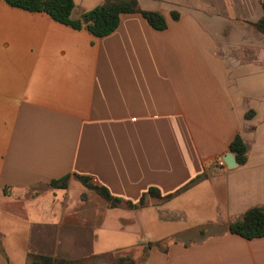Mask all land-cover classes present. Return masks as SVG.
Returning a JSON list of instances; mask_svg holds the SVG:
<instances>
[{
	"label": "crops",
	"instance_id": "1",
	"mask_svg": "<svg viewBox=\"0 0 264 264\" xmlns=\"http://www.w3.org/2000/svg\"><path fill=\"white\" fill-rule=\"evenodd\" d=\"M103 2L75 0L73 18ZM139 4L167 28L124 14L96 38L0 0V264H120L86 249L91 233L124 229L140 236L125 249L153 246L123 264H264V237L229 230L264 207L261 0ZM237 135L247 163L221 167ZM67 175V189L49 187ZM76 176L135 204L150 188L176 195L111 209L84 200ZM39 186L45 195L27 194Z\"/></svg>",
	"mask_w": 264,
	"mask_h": 264
},
{
	"label": "trees",
	"instance_id": "2",
	"mask_svg": "<svg viewBox=\"0 0 264 264\" xmlns=\"http://www.w3.org/2000/svg\"><path fill=\"white\" fill-rule=\"evenodd\" d=\"M13 8L22 9L28 12L45 13L56 22L71 27L74 30H86L96 38H102L115 32L120 25L121 16L124 14H140L147 23L155 30L163 31L167 28L165 17L156 11H146L140 7L139 0H104V2L90 11L84 12L79 18H73L75 10L74 0H3ZM264 11V0H261ZM175 20L180 15L176 12L172 14ZM254 28L264 34V15L255 24ZM255 112L247 113V118H251ZM235 156L236 162L243 166L247 163L249 146L241 135H237L229 148ZM83 186L89 191L94 192L102 198L109 208H123L127 210L142 209L146 207L147 198H153L167 202L175 197L176 194L163 196L156 188H150L135 204L113 196L105 187L94 185L88 177L76 176ZM71 176L67 175L49 183L52 189H67ZM231 233L239 235L248 240L264 237V207L257 206L248 209L240 218L229 224ZM149 243L147 249H143L142 261H146L148 250L152 247ZM128 249H121L106 253L102 257L116 263H126L130 261L127 253ZM34 264H80L83 260H67L64 258H51L47 256L32 255Z\"/></svg>",
	"mask_w": 264,
	"mask_h": 264
},
{
	"label": "rangeland",
	"instance_id": "3",
	"mask_svg": "<svg viewBox=\"0 0 264 264\" xmlns=\"http://www.w3.org/2000/svg\"><path fill=\"white\" fill-rule=\"evenodd\" d=\"M76 1L79 2L80 0H76ZM90 4L89 3L87 4V6L89 7L87 11H90L96 7V6L93 7ZM46 190L47 188L45 186L33 187L31 188V190L28 191L27 194L33 195L36 192V194L41 193L45 195V193L47 192ZM71 192H72V195H74V193H76V189L73 188ZM91 195L95 196V198L92 199L91 204H96V203L101 202L102 198L100 197L98 198L96 194L92 191H86V193L82 195V198L85 200L87 197L90 198ZM93 234L94 233L90 234L91 241L86 249L87 253H91V254L92 253L101 254V253H107V252H111L115 250L125 249L128 246H132V244L137 242L136 240L140 239L139 235L136 236L134 234H130L127 232V229L121 230L117 234H107L106 238L98 237L94 241H93L94 239ZM143 252L144 251L140 250L139 248H133V249L127 250V253L130 256V259L131 258L133 259L136 256H139L142 259Z\"/></svg>",
	"mask_w": 264,
	"mask_h": 264
},
{
	"label": "water",
	"instance_id": "4",
	"mask_svg": "<svg viewBox=\"0 0 264 264\" xmlns=\"http://www.w3.org/2000/svg\"><path fill=\"white\" fill-rule=\"evenodd\" d=\"M225 161L229 168H234L236 166V161L232 153L225 157Z\"/></svg>",
	"mask_w": 264,
	"mask_h": 264
},
{
	"label": "built area",
	"instance_id": "5",
	"mask_svg": "<svg viewBox=\"0 0 264 264\" xmlns=\"http://www.w3.org/2000/svg\"><path fill=\"white\" fill-rule=\"evenodd\" d=\"M218 164H219L221 167L226 166V162H225L224 159H220L219 162H218Z\"/></svg>",
	"mask_w": 264,
	"mask_h": 264
}]
</instances>
